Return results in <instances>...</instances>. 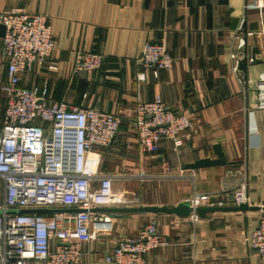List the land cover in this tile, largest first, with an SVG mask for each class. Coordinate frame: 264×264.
Here are the masks:
<instances>
[{
    "label": "crops",
    "instance_id": "0c3cea01",
    "mask_svg": "<svg viewBox=\"0 0 264 264\" xmlns=\"http://www.w3.org/2000/svg\"><path fill=\"white\" fill-rule=\"evenodd\" d=\"M252 3L0 0V11L24 9L50 19L55 49L45 65L22 75V86L46 87L50 100L123 118L113 143L94 146L89 153L88 169L96 177L111 176L114 189L138 197L140 206L175 207L198 194L231 196L242 180L247 184V210L210 211L195 224L189 217L165 213H122L96 241L82 244L83 264H105L119 240L135 238L150 221L157 222L169 245L146 254L144 264H261L247 244L264 211V109L256 107L264 75V9H253ZM147 43L166 47L174 58L172 69L158 71L156 77L142 65ZM244 51L250 57L245 70L237 65ZM80 52L102 56L101 68L75 73ZM6 80L0 38V128ZM157 95L168 107L191 116L195 127L180 136V146L162 140L156 152L147 153L127 118L137 103ZM216 145L228 165L184 169L197 160L217 158ZM180 173L183 178L177 177ZM148 191L152 200H143ZM223 207L236 206L225 202ZM100 209L95 211L104 212Z\"/></svg>",
    "mask_w": 264,
    "mask_h": 264
},
{
    "label": "built area",
    "instance_id": "2783aa9c",
    "mask_svg": "<svg viewBox=\"0 0 264 264\" xmlns=\"http://www.w3.org/2000/svg\"><path fill=\"white\" fill-rule=\"evenodd\" d=\"M251 7L264 9V0H253ZM0 25L5 26L3 52L7 64L0 128V264H83L82 244L96 241L107 224L122 214L95 209L140 206L138 197H126L114 189L111 176L96 177L88 169L92 148L113 143L123 118L73 106L65 100H50L46 87L21 85L22 75L45 65L55 49L47 15L30 14L24 9L0 11ZM243 44L241 41L239 48ZM141 63L157 77L158 71L172 69L174 58L163 44L147 43ZM102 64V56L80 52L73 71L93 73ZM257 100L256 107L264 109V75ZM127 119L147 153L156 152L162 140L180 146V136L195 127L191 116L168 107L161 95L137 103ZM164 169L170 170L166 163ZM246 185L242 180L231 196L198 194L190 201L191 206L223 207L225 202L240 206L247 200ZM21 209L51 212H11ZM71 209L79 212L73 214ZM189 219L195 224L201 218L193 212ZM247 244L264 264V211ZM168 245L157 222L150 221L135 238L119 240L104 263L144 264L146 254Z\"/></svg>",
    "mask_w": 264,
    "mask_h": 264
},
{
    "label": "water",
    "instance_id": "95a60500",
    "mask_svg": "<svg viewBox=\"0 0 264 264\" xmlns=\"http://www.w3.org/2000/svg\"><path fill=\"white\" fill-rule=\"evenodd\" d=\"M5 35V26L0 25V38H3ZM255 53V51H254ZM244 57L239 60L238 62V68L239 69H246V66L248 64L249 55L247 51H244ZM253 59V57H252ZM254 61V59H253ZM215 154L217 155V158L215 159H200L195 161L194 163L188 164L184 167L185 170H196V169H202L206 167H213V166H225L228 165V162L226 160V157L222 151L221 146L216 145L214 147ZM249 207L246 204H242L240 206L236 207H197L193 208L191 206L190 201H185L183 203H180L179 205L175 207H168V206H155V205H142L139 207L134 208H103L101 211L104 212H118V213H146V214H160L165 213L169 215H176L180 218H186L191 215V213L196 212L200 217L206 216V213L208 212H214V211H222V210H247ZM12 213H23V214H46L51 212L49 209H21V210H12ZM71 213H77L79 210L77 209H71L69 210Z\"/></svg>",
    "mask_w": 264,
    "mask_h": 264
},
{
    "label": "rangeland",
    "instance_id": "374dc122",
    "mask_svg": "<svg viewBox=\"0 0 264 264\" xmlns=\"http://www.w3.org/2000/svg\"><path fill=\"white\" fill-rule=\"evenodd\" d=\"M143 198V200L145 199V200H149L150 198H151V200H152V194H151V191H148V193H146V195L144 196V197H142Z\"/></svg>",
    "mask_w": 264,
    "mask_h": 264
}]
</instances>
